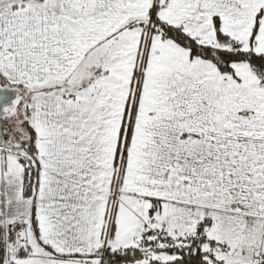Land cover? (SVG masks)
Segmentation results:
<instances>
[{
  "label": "snow or ice",
  "instance_id": "obj_1",
  "mask_svg": "<svg viewBox=\"0 0 264 264\" xmlns=\"http://www.w3.org/2000/svg\"><path fill=\"white\" fill-rule=\"evenodd\" d=\"M0 264H264V0H0Z\"/></svg>",
  "mask_w": 264,
  "mask_h": 264
}]
</instances>
